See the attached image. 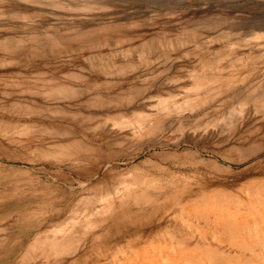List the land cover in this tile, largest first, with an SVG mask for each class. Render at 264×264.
<instances>
[{
    "label": "rangeland",
    "instance_id": "1",
    "mask_svg": "<svg viewBox=\"0 0 264 264\" xmlns=\"http://www.w3.org/2000/svg\"><path fill=\"white\" fill-rule=\"evenodd\" d=\"M62 2L0 0V155L17 160L15 173L38 180L23 193L51 201L44 210L0 207V264L246 260L226 233L214 238L218 230L168 204L188 194L242 199L249 182L264 180V109L253 110L252 100L264 92V0ZM62 84L81 88L79 96L57 91ZM159 96L187 107L162 112ZM65 114L79 119V129ZM39 122L94 148L77 163L82 173L71 172L67 148L61 154L48 146L60 134L17 133ZM36 141L48 148L39 154ZM158 141L179 143L203 165L167 163L152 144ZM116 183L120 190H108ZM154 200L163 205H121ZM203 242L224 254L209 255Z\"/></svg>",
    "mask_w": 264,
    "mask_h": 264
},
{
    "label": "bare ground",
    "instance_id": "2",
    "mask_svg": "<svg viewBox=\"0 0 264 264\" xmlns=\"http://www.w3.org/2000/svg\"><path fill=\"white\" fill-rule=\"evenodd\" d=\"M30 1L37 3V4H52V5L54 4V6L57 3L59 5L63 3L62 0H30ZM58 4H57V6H58ZM260 30H262V29H260ZM118 64H121V63H118ZM120 66H122V65H119V67ZM132 66H133V64H131L130 69H132L131 68ZM134 67H135V65L133 66V69H134ZM128 68H129V65H128ZM109 69H107V70H109ZM117 70H119V69H117ZM117 70L115 69L114 72L113 71L110 72L111 73L110 76L112 77V73H116L115 71H117ZM121 70H120V73H121ZM124 70L125 69L123 67L122 71H124ZM127 70H129V69H127ZM127 70H125V71H127ZM118 73H117V76H118ZM119 75H121V74H119ZM123 75L125 76L126 74L123 73ZM110 76L108 75V78ZM105 77H107V76H105ZM77 88L81 89L79 87H77ZM77 88L76 87L74 88V86L70 87L67 84H62V85L58 86L56 90L57 91L59 90L61 93L68 94V98H69V96L71 95L69 93H74L73 96L75 95V97H76V95L78 94V91L76 90ZM54 89L55 88H53L51 90L54 91ZM51 90L49 88V90H44V91L41 90V91H43V93H44L45 91L48 92ZM204 91H206V90H204ZM38 92L41 93L40 91H38ZM49 93L50 92H48V94L46 93L47 96L49 95ZM206 93H208V92H206ZM50 94H53V92ZM79 94L77 95V97L79 96ZM250 94H248V97ZM253 94H255V93H253ZM261 94L262 95L259 96L257 93V96H254V99H252L254 102L253 103L254 104L253 110H255L256 112H259L260 110L262 111V109H264V92ZM48 97H50V96H48ZM169 97L171 98V96H169ZM245 97L247 98V96H245ZM247 100H249V99H247ZM247 100L244 103L249 102ZM252 100L250 98V102ZM187 101H189V103L192 102V100H187ZM187 101L185 102L186 104L188 103ZM195 104H196V101H195ZM155 105H156V108L162 112L178 111V110H181L182 108L185 109V107H187V105L184 107V106H182L181 103L173 102L168 97L164 98L162 96L158 97V100H157ZM69 116H70V119L73 117L72 120H70V119L67 120V121H69V123L71 122L73 124V126H75V127H73V129H79V126H80L79 125L80 123L78 122L79 119L76 118L75 115H72V114L71 115L68 114V115H66V117H64V116L63 117L65 119H68ZM227 118L229 119V121L231 120V122H233L235 120L234 112L227 115ZM80 120H82V119H80ZM42 121H44V120L42 119ZM39 123L41 125L44 124L42 122H39ZM35 124L29 125L28 128H24L22 130L19 129V131L17 133L23 135V134H27V133L31 134V131H33V132H40L39 134H42V132H43V133H45V135H48V136H50V135L53 136L55 133L60 134V135H56V137L60 136V139H59L60 141L51 142V140H50V143H53V144H48V146L52 147L55 145V147L52 150L53 151L58 150L61 154L65 153V148H67L68 152H69V156H67V157H69V159L67 158L68 159L67 163L72 168V169L70 168V170H74L71 172H75L78 174L80 172L82 173V169H80L81 166H79L77 163H79L78 161L90 160V158L92 157V155L94 153V152H92L94 150V148L90 145L87 146L84 143L81 144L79 142L78 138H76L74 135L72 136V134L69 131H66V129L60 130L59 127L58 128L55 127V129L57 128V130L54 132L53 129H48L47 126L45 127V124L41 127L38 126V124H37V126ZM81 128H82V126H81ZM70 129H71V126H70ZM3 131L4 130H0V132H3ZM74 132H77V130H75ZM78 133H76V134H78ZM32 134H34V133H32ZM69 134H71V135H69ZM6 135H11V134L8 131ZM162 136H158L157 139H161ZM48 138L51 139V137H48ZM39 139L43 140V138H40V137H39ZM39 139H37V140H39ZM46 140L49 141V139H46ZM52 140H55V138H53ZM56 140H58V139H56ZM37 142L38 141H36V143ZM39 142L34 146V148H35V151L40 154V152L42 150H44L45 148H48V147H47V144L45 146V143H44L45 141L44 142L42 141L43 145L45 147L43 145H38ZM42 142L40 144H42ZM46 143H49V142H46ZM72 143H74V146L71 145ZM152 144H153V146L157 145V147L162 150V152L159 153V156H161V158L163 160H165L167 163H169L173 166H178V167L184 166V168H185V167H187L185 165L190 164V166H189L190 168H191V165H194V167L198 166L200 168L203 165L202 163H200V165H199V163L195 159H193L194 156L189 151L182 150L180 148L179 143L169 144L167 142L158 141L155 144L154 143H152ZM50 145H52V146H50ZM257 147H258V145L256 146V148L255 147L253 148L254 150L247 149L245 151V153L241 154V156H245L247 154L254 152L255 149H257ZM99 156L103 157L102 154ZM52 158L55 159L57 157L53 154ZM16 162H17V160H15V159L11 160V159L4 157L3 155H0V192L1 191L3 192L2 194H0V207H12V208H14V209H12V211L14 210L16 212H20L21 210H24L26 207H32L34 205H36L35 207H37L38 209L39 208L43 209L42 206L45 204H48L51 201H49L47 198L44 199L42 196H39V195H32L31 192L29 194L23 193V191L26 189V187H27L26 190H31V189H33V187L35 188V185H31V183L34 182L35 180L36 181H38V180L35 179V180L31 181L32 179L35 178L34 176H29L28 174L15 173L14 170H16V168L12 164H14ZM213 165H215V164H213ZM66 167H68V166H66ZM214 167L217 170L220 169V167H218V166H214ZM206 169H207V167H206ZM207 171H208V169H207ZM205 174H206V177H211V176L215 177L214 175H210L209 171H208V173H205ZM215 174L219 175V172H216ZM81 175L82 174H80V176ZM203 178H205V177H202V179ZM211 180H214L211 182H216L215 178H212ZM188 185H190V184H188ZM128 187H129L128 182H125L123 188L128 189ZM247 187L250 188L249 192L242 199H237L236 197H233L232 195H230L228 193H223L222 196L218 199L205 198V197H203V195H201V197L196 198L197 194L196 195L195 194H193V195L188 194L185 196L184 199H178L176 201H173L172 203L170 202V204H168V207H171L173 209H177V210L182 211V212L188 211V213H190V214H187V213L184 214V215H186L185 217H187V215H188V218L192 217L191 219H193V217H194L193 220L198 219V220L203 221L205 223V225H204L205 227L211 226L212 229L214 228L215 230H218L217 232L213 233L214 238H217L216 234H218L219 232L226 233L227 234L226 236H230V239L232 238V240H230V243H231V245L238 248V250L240 251L239 255L242 256L243 254H248V256H246V257H248L246 260H243V261L240 260L237 262L234 261L231 264H264V180H257V181L249 182L247 184ZM144 188H147V187L144 186ZM10 190L12 192H10ZM108 190L115 192V191L120 190V187L116 183L114 185H110ZM143 190H146V189H143ZM154 191L155 190H153V192ZM194 195H195V197H194ZM15 196H16V198H19V199L11 201V202H9V199H7V198L11 197V199L13 200V199H15ZM48 205H50V204H48ZM121 205H126L127 208H131L133 206L137 207V208H141V207H143V208H156L157 207L158 208V207H161L163 204L156 202L154 200L152 202H148V201H146V202H141V201L140 202H136V201L131 202L130 201V202H127V203H124ZM225 208L226 209H232L233 208V210H225ZM54 210H56V208ZM54 210H52V211L54 212ZM40 211H42V210H40ZM53 212H52V214H53ZM191 212H193L192 215H191ZM55 214H57V212H55ZM18 217H19V215L17 216V220L19 222L22 221V223H23L25 221L24 218H18ZM29 218H34V217H29ZM44 218H45V216H44ZM22 219H24V221ZM47 219H48V217H47ZM182 219H183V217H181L180 221H184L185 218L183 220ZM185 222H188V221H185ZM40 223H42V222H40ZM36 224L39 225V223H36ZM182 224H183V222H182ZM184 224H186V223H184ZM194 224H195L194 225L195 227L190 225V226H192L191 227L192 229L196 228V226H197L196 222ZM200 225L202 226V224H200ZM215 230H213V231H215ZM181 231H180V233L183 232V231L182 232ZM183 233H182L183 236L181 234L180 235H181V237H183L184 240H186L187 236H186V234H183ZM218 236H221V235L219 234ZM217 239H216V241H217ZM203 243L206 245L204 248H206L205 251L209 255H216V254L222 255V254H224L223 252L221 253V250L217 251L218 248L217 249L213 248V246H211L210 243H205V242H203ZM217 244H220V242ZM219 248H221V247H219ZM203 254H205V253H203ZM228 264H230V263H228Z\"/></svg>",
    "mask_w": 264,
    "mask_h": 264
}]
</instances>
